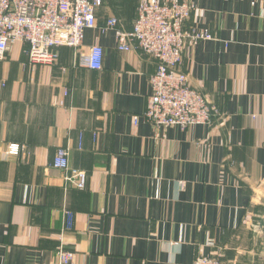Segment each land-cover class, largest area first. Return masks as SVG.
Here are the masks:
<instances>
[{
  "label": "crops",
  "instance_id": "obj_1",
  "mask_svg": "<svg viewBox=\"0 0 264 264\" xmlns=\"http://www.w3.org/2000/svg\"><path fill=\"white\" fill-rule=\"evenodd\" d=\"M139 1L96 10L81 50L102 49L100 70L68 48L30 68L24 44L0 62V264H54L60 246L68 264H264V0H189L184 29L210 39L187 41L181 71L221 117L157 132L138 118L155 61L99 31H130ZM59 148L84 190L50 167Z\"/></svg>",
  "mask_w": 264,
  "mask_h": 264
},
{
  "label": "built area",
  "instance_id": "obj_2",
  "mask_svg": "<svg viewBox=\"0 0 264 264\" xmlns=\"http://www.w3.org/2000/svg\"><path fill=\"white\" fill-rule=\"evenodd\" d=\"M103 0H0V62L10 48L24 44L26 65L52 67L58 64V49H73L78 54V67L91 71L102 67V49L92 46L81 50L84 33L96 28V10ZM194 5L189 0H140L130 31L118 28V20L108 19L101 33L115 31L117 50L128 52L133 45L142 55L156 63L149 79L150 96L138 117L155 132L168 127L186 131L195 126L210 128L221 112L198 90L192 88L181 71L188 40L210 39L206 31L184 29ZM62 72L65 68H60ZM0 86H3L0 83ZM67 95V91L64 92ZM136 119H134L135 123ZM82 135L79 137L81 147ZM23 147L6 145L7 157H18ZM50 167L60 171L67 188L82 191L87 187V174L72 168L67 148L57 149ZM73 253L59 247L54 264H68ZM191 264H224L219 258L197 257Z\"/></svg>",
  "mask_w": 264,
  "mask_h": 264
},
{
  "label": "trees",
  "instance_id": "obj_3",
  "mask_svg": "<svg viewBox=\"0 0 264 264\" xmlns=\"http://www.w3.org/2000/svg\"><path fill=\"white\" fill-rule=\"evenodd\" d=\"M217 108V107H216ZM219 110V108H217ZM220 111V110H219Z\"/></svg>",
  "mask_w": 264,
  "mask_h": 264
},
{
  "label": "rangeland",
  "instance_id": "obj_4",
  "mask_svg": "<svg viewBox=\"0 0 264 264\" xmlns=\"http://www.w3.org/2000/svg\"><path fill=\"white\" fill-rule=\"evenodd\" d=\"M225 264V263H224Z\"/></svg>",
  "mask_w": 264,
  "mask_h": 264
}]
</instances>
